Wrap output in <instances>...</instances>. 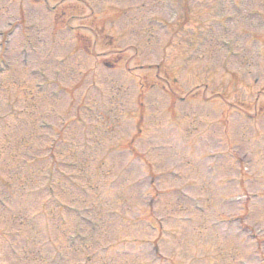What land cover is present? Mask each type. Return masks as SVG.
Listing matches in <instances>:
<instances>
[{"label":"rangeland","instance_id":"374dc122","mask_svg":"<svg viewBox=\"0 0 264 264\" xmlns=\"http://www.w3.org/2000/svg\"><path fill=\"white\" fill-rule=\"evenodd\" d=\"M68 1L0 0V33L7 32L19 17L23 22L6 38L8 46L0 37L1 60L8 64L0 74V264L82 262L77 245L69 244V248L63 236L49 235L51 222L45 209L36 211L46 202L45 208L52 207L40 193L47 186L40 184L43 177L48 178V170L54 175V181L49 178V187L57 194L53 198L63 205L58 207L62 224L71 225L80 218L76 205L81 213L91 212L85 220L104 223L98 246L105 252L97 251L99 259L91 264H108V260L137 264L135 256L149 259L145 252L134 251L135 228L128 230L117 223L120 218L134 223L139 218L138 207L147 204L150 185L155 186L149 171L159 177L158 216L173 229L194 230L186 232L183 245L202 242L217 264H264V92L228 83L230 74L239 79L246 75L254 83L263 79L259 84L264 86V21L254 15L264 20V0H187L192 18L171 46L173 25L181 17L179 7L174 8L178 0H82L85 8L76 0ZM95 38L99 63L86 54ZM259 53L262 58L255 57ZM214 94H220L224 102ZM95 108L113 116L95 121ZM7 116L9 122L3 123ZM19 116L21 124L14 121ZM138 117L139 140L133 137ZM25 121L28 126L23 129ZM68 121L59 140L60 153L55 150V158L48 161L44 147L47 139L51 143L56 137H39L42 125L50 123L58 129ZM127 149H133V157ZM243 151L244 161L250 164L243 179L252 187L248 195L257 196L249 200L254 212L246 224L257 238L249 241L246 235H231L223 241L228 248L221 249L220 228L209 227L226 228L228 219L220 220V216L239 214L244 201L230 207V193H215L219 192L214 186L217 179L212 178L237 177L235 160ZM193 180L196 184L190 194L202 198L205 212L195 214L192 226V221L182 223L193 213L188 209L186 214L179 199L182 187H190ZM132 193H139L138 198ZM34 194L42 196L37 204L31 202L38 196ZM114 227L122 229L111 232ZM122 232L131 240L126 257L121 254L122 245L110 248V253L107 246ZM152 236L146 229V238L141 239ZM174 238H163V257L170 251L172 257L176 255L171 247ZM210 243L215 246H207ZM93 249L86 246L88 254ZM64 252L61 260L57 254ZM202 254L190 255L200 264H211ZM246 254H251L252 262Z\"/></svg>","mask_w":264,"mask_h":264}]
</instances>
